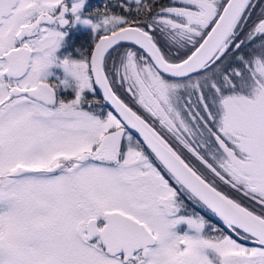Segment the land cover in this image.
Returning a JSON list of instances; mask_svg holds the SVG:
<instances>
[{"label": "snow or ice", "instance_id": "snow-or-ice-1", "mask_svg": "<svg viewBox=\"0 0 264 264\" xmlns=\"http://www.w3.org/2000/svg\"><path fill=\"white\" fill-rule=\"evenodd\" d=\"M87 7L0 0V264H264V0Z\"/></svg>", "mask_w": 264, "mask_h": 264}, {"label": "flooded vegetation", "instance_id": "flooded-vegetation-1", "mask_svg": "<svg viewBox=\"0 0 264 264\" xmlns=\"http://www.w3.org/2000/svg\"><path fill=\"white\" fill-rule=\"evenodd\" d=\"M109 3V0H88L87 11L94 12L97 9H103L106 4ZM112 4L116 3V0H111ZM70 43L72 47L69 48V51H73L74 55H78L75 53V48L86 49L92 40V33L90 28H86L83 26H77V28L73 29L70 33ZM62 71V70H56Z\"/></svg>", "mask_w": 264, "mask_h": 264}]
</instances>
